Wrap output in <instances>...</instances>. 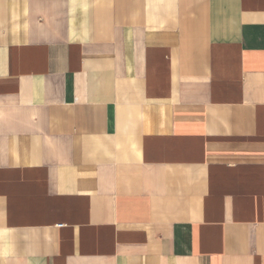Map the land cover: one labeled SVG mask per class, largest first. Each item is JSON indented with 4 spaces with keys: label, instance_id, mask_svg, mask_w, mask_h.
I'll list each match as a JSON object with an SVG mask.
<instances>
[{
    "label": "crops",
    "instance_id": "1",
    "mask_svg": "<svg viewBox=\"0 0 264 264\" xmlns=\"http://www.w3.org/2000/svg\"><path fill=\"white\" fill-rule=\"evenodd\" d=\"M0 264H264V0H0Z\"/></svg>",
    "mask_w": 264,
    "mask_h": 264
}]
</instances>
